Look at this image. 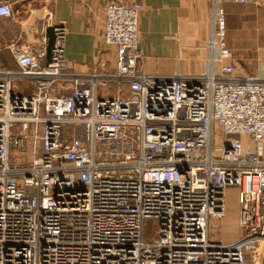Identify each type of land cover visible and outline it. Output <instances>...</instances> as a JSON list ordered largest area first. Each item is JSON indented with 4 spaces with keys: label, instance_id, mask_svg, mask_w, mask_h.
Instances as JSON below:
<instances>
[{
    "label": "built area",
    "instance_id": "2783aa9c",
    "mask_svg": "<svg viewBox=\"0 0 264 264\" xmlns=\"http://www.w3.org/2000/svg\"><path fill=\"white\" fill-rule=\"evenodd\" d=\"M224 1L200 75L146 69L138 2L105 7L111 71L70 68L64 21L51 43L6 46L16 68L0 65V264H264V79L238 73ZM12 16L0 0V18ZM229 187L244 235L224 243L209 221Z\"/></svg>",
    "mask_w": 264,
    "mask_h": 264
},
{
    "label": "crops",
    "instance_id": "0c3cea01",
    "mask_svg": "<svg viewBox=\"0 0 264 264\" xmlns=\"http://www.w3.org/2000/svg\"><path fill=\"white\" fill-rule=\"evenodd\" d=\"M214 0H9L13 16L0 18V59L16 68L6 48L17 42L38 46L51 26L67 25L66 57L77 72L111 71L115 49L103 41L105 7L116 2L142 5L139 48L151 73L200 75L208 68ZM257 7V6H256ZM227 41L240 75L264 79L262 26L255 23V4L225 0ZM229 63L232 61H228Z\"/></svg>",
    "mask_w": 264,
    "mask_h": 264
},
{
    "label": "rangeland",
    "instance_id": "374dc122",
    "mask_svg": "<svg viewBox=\"0 0 264 264\" xmlns=\"http://www.w3.org/2000/svg\"><path fill=\"white\" fill-rule=\"evenodd\" d=\"M264 0H261L263 3ZM254 4V3H253ZM257 6V7H256ZM256 14L254 16V22L261 24L263 36H264V7L263 5L255 4ZM264 41V37H263ZM0 65L4 67H11L10 62H6L4 59H0ZM114 68V67H113ZM104 71V70H103ZM15 86L18 90L26 89L27 85L23 82H16ZM112 93L116 91V87L110 88ZM29 91V89L27 90ZM26 93V92H24ZM29 93V92H28ZM123 95L127 94L126 88H123ZM66 95V94H65ZM43 112V108H41ZM43 128L40 127L39 133H42ZM30 133L32 131H29ZM32 146L31 137L28 138V151L30 152ZM220 152L216 151V155H219ZM32 159L31 154H25L24 160L26 163L30 162ZM225 211L220 216H212L209 221V233L210 236L214 239L221 240L224 243H233L242 238L244 235L241 227L239 226V209H240V197L239 190L235 187H229L225 194ZM158 228V221L156 219H147L144 225V240L153 241Z\"/></svg>",
    "mask_w": 264,
    "mask_h": 264
},
{
    "label": "trees",
    "instance_id": "16d2710c",
    "mask_svg": "<svg viewBox=\"0 0 264 264\" xmlns=\"http://www.w3.org/2000/svg\"><path fill=\"white\" fill-rule=\"evenodd\" d=\"M49 37H50V39H51V41H52V39H53V32H52V29L49 30Z\"/></svg>",
    "mask_w": 264,
    "mask_h": 264
}]
</instances>
